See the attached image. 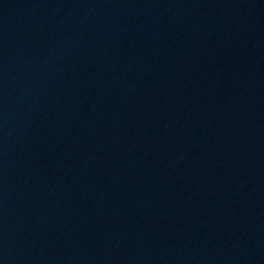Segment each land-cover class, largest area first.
<instances>
[{
	"label": "water",
	"instance_id": "95a60500",
	"mask_svg": "<svg viewBox=\"0 0 264 264\" xmlns=\"http://www.w3.org/2000/svg\"><path fill=\"white\" fill-rule=\"evenodd\" d=\"M0 264H264V0H0Z\"/></svg>",
	"mask_w": 264,
	"mask_h": 264
}]
</instances>
